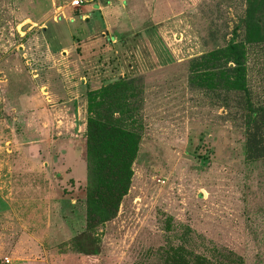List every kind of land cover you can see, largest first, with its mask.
<instances>
[{"label": "rangeland", "instance_id": "obj_1", "mask_svg": "<svg viewBox=\"0 0 264 264\" xmlns=\"http://www.w3.org/2000/svg\"><path fill=\"white\" fill-rule=\"evenodd\" d=\"M71 2L0 0V264H168L179 245L191 259L264 264V157H246L245 95L190 80L249 0ZM246 52L264 105V40ZM115 65L141 90L143 138L90 257L72 243L86 227L87 93Z\"/></svg>", "mask_w": 264, "mask_h": 264}, {"label": "trees", "instance_id": "obj_2", "mask_svg": "<svg viewBox=\"0 0 264 264\" xmlns=\"http://www.w3.org/2000/svg\"><path fill=\"white\" fill-rule=\"evenodd\" d=\"M93 20L88 18L84 22L91 26ZM240 30L245 32L242 39ZM263 40L264 0H249L246 15L235 26L228 43L194 58L191 64V83L217 90L219 96L232 90L244 93L245 152L249 160L264 157V105H255L251 99L246 51L247 44ZM116 46L123 48L125 39L121 38ZM141 94L135 79L121 76L118 65L99 88L87 93L86 227L72 243L75 250L90 257L100 254L98 229L117 216L131 188L133 164L143 138ZM185 250L183 245L171 248L168 264H232L214 262L205 255L191 259Z\"/></svg>", "mask_w": 264, "mask_h": 264}, {"label": "built area", "instance_id": "obj_3", "mask_svg": "<svg viewBox=\"0 0 264 264\" xmlns=\"http://www.w3.org/2000/svg\"><path fill=\"white\" fill-rule=\"evenodd\" d=\"M85 0H72L71 4L73 6H80L84 3ZM7 262H9V259L7 258L6 259Z\"/></svg>", "mask_w": 264, "mask_h": 264}, {"label": "crops", "instance_id": "obj_4", "mask_svg": "<svg viewBox=\"0 0 264 264\" xmlns=\"http://www.w3.org/2000/svg\"><path fill=\"white\" fill-rule=\"evenodd\" d=\"M95 2H96V1H95ZM107 7H108V6H107ZM98 8H101V9H102V6L98 4ZM83 17H84V19H86V18L88 17V15L85 14Z\"/></svg>", "mask_w": 264, "mask_h": 264}]
</instances>
